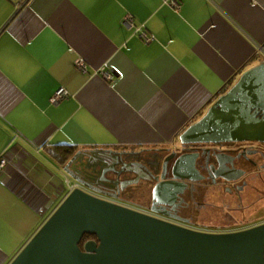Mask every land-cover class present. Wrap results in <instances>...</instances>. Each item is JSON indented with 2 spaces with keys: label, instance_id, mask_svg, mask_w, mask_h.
I'll use <instances>...</instances> for the list:
<instances>
[{
  "label": "crops",
  "instance_id": "0c3cea01",
  "mask_svg": "<svg viewBox=\"0 0 264 264\" xmlns=\"http://www.w3.org/2000/svg\"><path fill=\"white\" fill-rule=\"evenodd\" d=\"M177 1L0 0V264L69 193L46 146L171 148L264 63V0Z\"/></svg>",
  "mask_w": 264,
  "mask_h": 264
},
{
  "label": "water",
  "instance_id": "95a60500",
  "mask_svg": "<svg viewBox=\"0 0 264 264\" xmlns=\"http://www.w3.org/2000/svg\"><path fill=\"white\" fill-rule=\"evenodd\" d=\"M264 63L236 84L180 136L198 143L264 141ZM70 192L10 264H264V224L235 233L187 230L86 192L94 187L71 166ZM85 236L96 239L86 241Z\"/></svg>",
  "mask_w": 264,
  "mask_h": 264
},
{
  "label": "flooded vegetation",
  "instance_id": "af4514ba",
  "mask_svg": "<svg viewBox=\"0 0 264 264\" xmlns=\"http://www.w3.org/2000/svg\"><path fill=\"white\" fill-rule=\"evenodd\" d=\"M71 168L94 187L86 192L180 228L220 234L264 224L256 215L264 214V141L93 149Z\"/></svg>",
  "mask_w": 264,
  "mask_h": 264
},
{
  "label": "built area",
  "instance_id": "2783aa9c",
  "mask_svg": "<svg viewBox=\"0 0 264 264\" xmlns=\"http://www.w3.org/2000/svg\"><path fill=\"white\" fill-rule=\"evenodd\" d=\"M171 3L176 7V9L180 8V4L177 0H171ZM125 23L129 26V27H133L134 22L133 19L131 17H127ZM141 39L145 42V43H151L154 40V37L152 35H149L146 31L142 30V29H137ZM80 67L84 68V65L82 64V62H80L78 64ZM100 75H102L106 80L108 81H112L114 79V75L113 73L106 71L104 69H101L100 71ZM68 95V92L65 89H59L55 95L52 97L51 99V103H57L61 100H63L66 96ZM8 165V160L6 159V157H2L0 158V173L3 172L5 170V168ZM78 187V183L74 184V185H68V191L69 193L72 192L75 188ZM68 193V194H69Z\"/></svg>",
  "mask_w": 264,
  "mask_h": 264
},
{
  "label": "trees",
  "instance_id": "16d2710c",
  "mask_svg": "<svg viewBox=\"0 0 264 264\" xmlns=\"http://www.w3.org/2000/svg\"><path fill=\"white\" fill-rule=\"evenodd\" d=\"M79 149L76 145H68V144H57V145H48L45 148V151L49 155V157L54 160L58 165H60L63 169L70 162V160L79 152ZM85 151H82V153ZM71 179V178H70ZM72 180V179H71ZM74 181V180H73ZM96 239L94 236H85L81 247H83L86 241Z\"/></svg>",
  "mask_w": 264,
  "mask_h": 264
},
{
  "label": "rangeland",
  "instance_id": "374dc122",
  "mask_svg": "<svg viewBox=\"0 0 264 264\" xmlns=\"http://www.w3.org/2000/svg\"><path fill=\"white\" fill-rule=\"evenodd\" d=\"M72 181H73V180H72ZM256 215H257L258 217H263L264 214L261 213L260 215H258V214H256ZM247 219H249V221H250V222H248V223H252V221L255 222V221L259 220L257 217H256V218H255V217H253V218H252V217H245V218H242V221H246ZM261 219H262V218H261Z\"/></svg>",
  "mask_w": 264,
  "mask_h": 264
},
{
  "label": "bare ground",
  "instance_id": "6f19581e",
  "mask_svg": "<svg viewBox=\"0 0 264 264\" xmlns=\"http://www.w3.org/2000/svg\"><path fill=\"white\" fill-rule=\"evenodd\" d=\"M70 178V177H69ZM71 181H70V179L68 180V185H74V184H76L74 181H72L71 183H70Z\"/></svg>",
  "mask_w": 264,
  "mask_h": 264
}]
</instances>
